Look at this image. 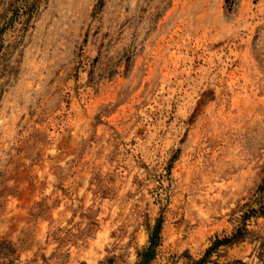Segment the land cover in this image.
Here are the masks:
<instances>
[{"label":"rangeland","instance_id":"rangeland-1","mask_svg":"<svg viewBox=\"0 0 264 264\" xmlns=\"http://www.w3.org/2000/svg\"><path fill=\"white\" fill-rule=\"evenodd\" d=\"M262 182L264 0H0V264H264Z\"/></svg>","mask_w":264,"mask_h":264},{"label":"trees","instance_id":"trees-1","mask_svg":"<svg viewBox=\"0 0 264 264\" xmlns=\"http://www.w3.org/2000/svg\"><path fill=\"white\" fill-rule=\"evenodd\" d=\"M259 190H260L261 192H264V182H262L261 185L259 186ZM226 241H227V239H223V240H218V239H216V240L213 242L212 247L208 249L207 253H208L211 249L216 248L217 246H219V245L225 243ZM150 243H152V236H151ZM207 253H206V254H207ZM144 259H147V258H144Z\"/></svg>","mask_w":264,"mask_h":264}]
</instances>
